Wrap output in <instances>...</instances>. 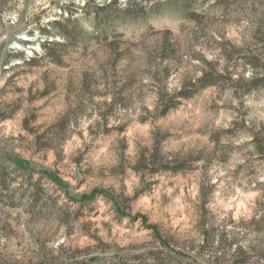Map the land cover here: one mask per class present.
I'll return each mask as SVG.
<instances>
[{
    "label": "rangeland",
    "instance_id": "rangeland-1",
    "mask_svg": "<svg viewBox=\"0 0 264 264\" xmlns=\"http://www.w3.org/2000/svg\"><path fill=\"white\" fill-rule=\"evenodd\" d=\"M0 264H264V0H0Z\"/></svg>",
    "mask_w": 264,
    "mask_h": 264
},
{
    "label": "trees",
    "instance_id": "trees-1",
    "mask_svg": "<svg viewBox=\"0 0 264 264\" xmlns=\"http://www.w3.org/2000/svg\"><path fill=\"white\" fill-rule=\"evenodd\" d=\"M161 1V0H160ZM163 1V0H162ZM169 2H172V1H174V0H168ZM142 2H144L145 4H147V0H142ZM54 26H58V23H55V24H53ZM253 62H254V60H253ZM252 64H254V63H252ZM258 82V81H257ZM253 84L255 83V81H253L252 82ZM257 150H260L261 151V148L258 146L257 147Z\"/></svg>",
    "mask_w": 264,
    "mask_h": 264
}]
</instances>
